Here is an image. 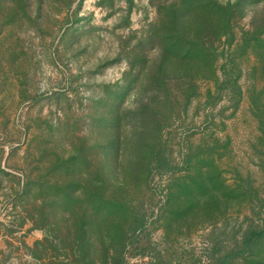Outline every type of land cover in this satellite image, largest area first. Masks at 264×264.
<instances>
[{"label":"rangeland","instance_id":"1","mask_svg":"<svg viewBox=\"0 0 264 264\" xmlns=\"http://www.w3.org/2000/svg\"><path fill=\"white\" fill-rule=\"evenodd\" d=\"M254 230L264 0H0V264H264Z\"/></svg>","mask_w":264,"mask_h":264},{"label":"trees","instance_id":"2","mask_svg":"<svg viewBox=\"0 0 264 264\" xmlns=\"http://www.w3.org/2000/svg\"><path fill=\"white\" fill-rule=\"evenodd\" d=\"M264 238V230H254L249 233L246 239V246L251 245L252 243H257L259 240ZM245 251H240L235 254H243Z\"/></svg>","mask_w":264,"mask_h":264}]
</instances>
